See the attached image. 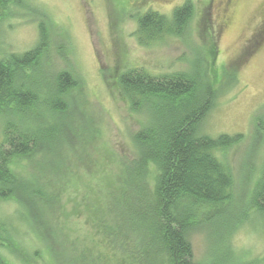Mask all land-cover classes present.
<instances>
[{
    "label": "trees",
    "instance_id": "obj_1",
    "mask_svg": "<svg viewBox=\"0 0 264 264\" xmlns=\"http://www.w3.org/2000/svg\"><path fill=\"white\" fill-rule=\"evenodd\" d=\"M28 1L0 0V200L19 198L21 192L30 200L44 202L40 211L51 206L58 188L72 187L77 193L72 194L81 201L76 202L77 211L85 214L86 224L95 231V242L87 235L84 243L58 233L48 235L40 228L42 221L28 215L29 229L51 251V264H264V251L243 257L236 254L232 243L241 224L251 221L256 212L264 215V160L252 190L241 197L243 213L230 219L228 211L238 197L237 184L233 168L223 155L241 143L244 135L214 138L204 131V122L216 105L220 79L211 67L206 72L201 58L199 66L191 70L154 75L135 67L124 72L117 82L124 100L134 112L150 111L153 119L150 123L142 119L132 135L131 156L111 155L106 159L85 155L76 167L79 185L45 180L51 170L67 166L60 160L46 168L35 158L42 161L52 153L54 160L63 159L68 153L64 158L69 162L76 155L69 149L73 137L95 140L96 148H100L101 136L96 124L92 127L88 121L89 127L82 129V124L71 117L72 102L67 94L80 84L72 72L62 70L50 88L35 78V70L52 47L45 23L40 25L38 43L32 48L23 52L5 48L6 22L20 10H31ZM195 13L194 0H186L169 15L148 10L138 17L134 35L142 46L182 36ZM201 35L208 40L206 49L212 65L219 53L216 34L207 29ZM258 122L260 127L262 120ZM81 145L83 150L85 144ZM94 159L107 160L113 165L112 171H104L105 163L99 165ZM23 160L25 168L34 169L28 171L34 180L36 174H42L40 168L47 169L42 182L49 194L40 190L31 194V178L22 177L16 168ZM96 176L101 178L98 187L96 183L92 186ZM92 194H98L99 200ZM199 232L215 242L212 256L203 260L196 259L191 240ZM11 233L0 219V236L9 240ZM0 245L6 243L0 241ZM0 264H11L1 251Z\"/></svg>",
    "mask_w": 264,
    "mask_h": 264
},
{
    "label": "rangeland",
    "instance_id": "obj_2",
    "mask_svg": "<svg viewBox=\"0 0 264 264\" xmlns=\"http://www.w3.org/2000/svg\"><path fill=\"white\" fill-rule=\"evenodd\" d=\"M185 1L29 0L31 10H20L18 16L6 22L3 44L10 52H23L35 46L40 37V25L45 23L52 47L35 70V78L43 87L50 88L62 70L72 72L80 84L67 94L72 102L71 117L82 124V129L89 127L88 121L92 122L90 126L94 123L100 128V148H96L95 140L79 141L73 137L69 149L76 155L71 161L65 162L68 153L63 159L54 160L52 153L42 161L35 158L46 168L60 160L67 166L51 170L53 177L48 172L46 181L79 185L76 167L83 163L87 154L106 159L111 155L131 156L132 135L139 129L142 119L146 123L153 119L150 111L134 112L124 100L117 85L124 72L135 67L145 68L154 75L191 70L199 66L201 58L206 72L211 67L220 79L216 105L204 122V131L214 138L221 134L244 135L241 143L230 147L223 155L233 168L238 194L228 216L231 219L243 213L241 199L244 193L248 195L252 190L264 160V0H194L196 13L184 35L167 37L151 46L138 43L134 35L138 17L148 10L169 15ZM207 29L216 34L219 50L212 65L206 49L208 40L201 35ZM259 118L262 120L260 127L257 125ZM80 144L81 147L85 144L86 153L80 149ZM94 160L99 165L101 161L105 163L104 171H112L113 165L107 160ZM24 161L16 168L20 169L22 177L31 178L30 186L28 183L31 194L37 190L49 194V188L42 182V174L47 169L40 168L42 174H36L34 180L28 174L34 169L25 168ZM94 180L92 186L96 183L98 187L101 178L96 176ZM80 187L85 189L82 182ZM58 189L52 203L46 202L51 206L40 211L38 208L44 202L30 200L21 192L19 198L0 200V219L12 232L9 240L0 236V241L6 243V246L0 245V251L11 264L54 263L51 251L29 229L28 215L42 221L40 228L48 235L58 233L60 237L69 236L79 242L87 241L89 235V241L95 242V231L86 224L85 214L76 209L81 202L72 194L76 192L67 186ZM92 197L99 200L98 194ZM251 219L233 234L234 250L243 257L258 256L264 251V215L256 212ZM191 240L197 260L212 256L215 245L212 238L208 241L206 234L199 232L194 233Z\"/></svg>",
    "mask_w": 264,
    "mask_h": 264
}]
</instances>
